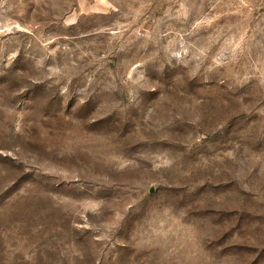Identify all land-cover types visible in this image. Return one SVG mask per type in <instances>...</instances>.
<instances>
[{
  "label": "rangeland",
  "instance_id": "rangeland-1",
  "mask_svg": "<svg viewBox=\"0 0 264 264\" xmlns=\"http://www.w3.org/2000/svg\"><path fill=\"white\" fill-rule=\"evenodd\" d=\"M0 264H264V0H0Z\"/></svg>",
  "mask_w": 264,
  "mask_h": 264
}]
</instances>
